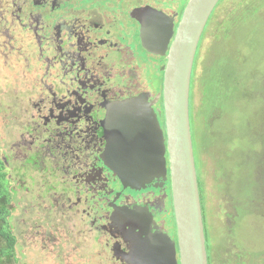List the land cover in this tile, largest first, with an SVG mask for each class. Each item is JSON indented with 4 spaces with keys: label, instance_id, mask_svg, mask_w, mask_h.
<instances>
[{
    "label": "flooded vegetation",
    "instance_id": "flooded-vegetation-1",
    "mask_svg": "<svg viewBox=\"0 0 264 264\" xmlns=\"http://www.w3.org/2000/svg\"><path fill=\"white\" fill-rule=\"evenodd\" d=\"M189 1L0 0V186L9 198L7 210L0 213V239L4 242L15 229L11 236L16 264H24L23 252L31 245L28 234L34 227L24 221L27 212L50 226L49 243L30 264H56L49 263L56 262L55 255L62 259L57 264H151L149 249L159 235L175 242L178 260L168 175L157 188L150 183L137 190L118 175L151 169L145 164L153 163V155L142 151L141 142L155 122L166 139L165 73ZM216 5L200 36L190 78L196 90L198 133L202 125L209 133L205 149L201 142L195 145L210 159L214 144L209 139L215 140L220 115L212 109L206 117L201 114L206 68L197 52ZM261 76L256 71L249 82L259 84ZM237 89L247 103L256 105L250 150L256 157L253 180L260 210L263 86L250 97L245 86ZM164 158L168 169L166 153ZM194 164L201 210L205 185L217 192L218 202L221 196L226 198V211L240 206L219 189L230 186V169H207L209 180L204 184L203 169L197 168L195 159ZM13 181L16 188L11 187ZM33 192L34 201L42 205L25 201ZM19 205L22 221L16 217V227L13 224L6 232L5 226L14 219L12 207ZM259 217L264 228V213L258 212ZM207 262L211 264L208 253Z\"/></svg>",
    "mask_w": 264,
    "mask_h": 264
},
{
    "label": "rangeland",
    "instance_id": "rangeland-1",
    "mask_svg": "<svg viewBox=\"0 0 264 264\" xmlns=\"http://www.w3.org/2000/svg\"><path fill=\"white\" fill-rule=\"evenodd\" d=\"M216 8L213 23L207 27L197 52L199 63L206 68L203 81L207 95L206 98L202 96L201 114L206 117L212 109L220 115L216 122L215 140L212 141L211 137L209 139L214 144V147H211L212 159L203 150L209 136L208 126L202 125L198 133V121L194 120L196 90L192 79L189 88V125L191 140L194 143V159L197 168L203 169L204 184L209 180L207 169H230V186H221L219 189L225 190L240 206L236 205L232 210L226 211V198L221 196L218 202L217 192L211 193L210 188L205 185V196L202 189V218L206 250L211 264H264V228L261 218H258V212L260 216L264 213V208L257 210L255 206L256 183L253 177L255 178L254 173L256 174V157L250 150V141L254 138L257 127V113L253 110L256 105L247 103L237 89L245 86L250 97L263 86L264 100V0H220ZM256 71L263 75L259 84L255 81L249 82L252 76L255 78ZM195 142H201L203 149L200 146L196 148ZM213 160L217 164L214 165ZM11 187L16 188L14 181ZM32 195L25 197L27 203H44L35 202V192ZM22 207H12L14 219L5 226L6 232L13 228V224L16 227V217L22 221ZM24 219L31 228L34 227L28 234L31 245L29 250L23 252L24 257L21 260L24 264H30L36 262L35 255L40 256V248L43 250V245L49 243L47 238L50 226L42 219L39 221L34 216L31 217L28 212ZM15 234L13 228L11 235ZM34 235L35 237L31 238ZM4 247L5 244L0 239V248ZM36 250V253L30 252ZM15 256L8 264H16ZM43 256H46V253ZM54 258L56 262L49 263L57 264L62 260L56 255ZM0 260L6 262L2 256Z\"/></svg>",
    "mask_w": 264,
    "mask_h": 264
},
{
    "label": "water",
    "instance_id": "water-1",
    "mask_svg": "<svg viewBox=\"0 0 264 264\" xmlns=\"http://www.w3.org/2000/svg\"><path fill=\"white\" fill-rule=\"evenodd\" d=\"M218 1L190 0L186 5L169 51L165 73L166 139L155 122L151 129L147 128V138L141 142L142 151L153 155V163L145 164L151 169L127 170L118 175L122 182L128 178V185L135 190L150 183L157 188L168 175L178 260L175 242L159 235L158 242H153L149 249L153 252L151 264H208L189 125V87L200 36ZM150 231L151 227L147 233Z\"/></svg>",
    "mask_w": 264,
    "mask_h": 264
},
{
    "label": "trees",
    "instance_id": "trees-1",
    "mask_svg": "<svg viewBox=\"0 0 264 264\" xmlns=\"http://www.w3.org/2000/svg\"><path fill=\"white\" fill-rule=\"evenodd\" d=\"M204 93L205 95H207L205 90H204ZM8 202H9L8 191L2 190V186H0V213L1 215L4 213V211L7 210ZM1 228H2V225L0 224V230ZM3 239H4L5 247L2 249V251L3 252L5 251L6 253L2 255L3 252L1 251V248H0V257L2 256V258L5 259L6 262H2L0 260V264L10 263V260L14 258V254H13L14 238L13 236L7 235L3 237ZM205 246H206V242H205Z\"/></svg>",
    "mask_w": 264,
    "mask_h": 264
}]
</instances>
